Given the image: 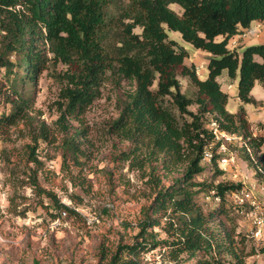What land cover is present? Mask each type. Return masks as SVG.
I'll return each instance as SVG.
<instances>
[{"label": "trees", "instance_id": "trees-1", "mask_svg": "<svg viewBox=\"0 0 264 264\" xmlns=\"http://www.w3.org/2000/svg\"><path fill=\"white\" fill-rule=\"evenodd\" d=\"M119 1L122 6L113 14L115 0H0V69L6 71L11 94L6 97L10 113L0 117V134L19 125L31 128L34 143L27 145L26 159L33 166L32 185L50 200L55 219L79 216L39 185L43 163L37 150L50 133L45 124L35 129L29 89L46 68L47 51L68 67L59 75L63 87L57 124L65 134L63 163L81 166L87 140L83 117L101 96L103 84L114 83L125 91L119 98L120 115L109 132L129 143L118 157L143 173L152 191L134 243L120 245L112 254L102 250L100 264H142V256L158 248H165L169 264H219L222 254L246 264L235 241L241 235L226 221L233 214L226 198L243 185L201 183L197 177L205 172L204 155L214 144L210 125L215 121L222 131L248 140L258 163L243 147L244 161L264 184V138H253L247 131L243 107L238 114L227 110L230 97L219 82L224 73L238 79L237 98L243 105L258 104L252 91L256 84H264V44L233 50L229 44L240 29L264 24V0ZM172 5H178L182 14ZM168 31L180 33L184 42L209 55L204 80L195 65H186L189 52L170 40ZM178 68L194 86L195 98L183 93ZM194 105L196 112L189 109ZM218 147L212 148L214 164L223 156ZM202 192L213 193L221 204L205 210L197 202ZM157 228L168 238L159 239Z\"/></svg>", "mask_w": 264, "mask_h": 264}, {"label": "rangeland", "instance_id": "rangeland-1", "mask_svg": "<svg viewBox=\"0 0 264 264\" xmlns=\"http://www.w3.org/2000/svg\"><path fill=\"white\" fill-rule=\"evenodd\" d=\"M124 1L128 3L130 0ZM122 3L115 0L111 12L117 14ZM171 9L182 14L178 5H172ZM136 32L140 34L141 30ZM167 33L170 40L178 42L189 52L186 65H195L198 76L204 80L209 56L184 42L180 33ZM258 44H264V24L256 23L249 30L240 29L239 34L230 40L229 48ZM1 47L0 35V51ZM47 57L46 68L38 76L36 85L29 89L34 97L32 116L37 119L35 129L45 124L50 133L47 140L39 141L37 154L43 166L38 182L43 190L54 193L79 216L63 214L55 219L57 212L50 200L40 196L32 185L33 166L26 159L27 145L34 143L31 128L19 125L0 134V264H100L102 250L108 249L107 252L112 254L118 246L134 243L142 209L150 204L151 185L143 173L130 168L129 163L118 157L129 143L120 142L110 134L109 127L120 115L122 105L119 98H124L125 89H118L110 81L103 84L101 96L83 117L87 140L83 144L85 156L81 159V166L73 161L63 163L62 139L65 134L57 124L63 87V78L59 75H64L68 67L58 64L48 51ZM177 77L183 93L195 98V88L190 79L182 75L180 68ZM219 81L222 90L230 97L227 110L238 114L243 107L247 131L253 138H264V84H256L252 91L258 104L243 105L236 95L238 79L233 81L226 74ZM9 85L6 71L0 69V117L10 113L6 100L11 95ZM128 89L126 86V91ZM189 109L196 112L198 107L194 105ZM229 150L235 157L231 164L203 162L205 172L197 177V181L213 185L242 184L244 188L255 186V201L264 209L261 187L264 184L256 178V170L244 161L242 143L230 145ZM82 181L86 182L85 185L81 184ZM197 202L207 211L221 204L213 193L207 192L200 193ZM226 203L233 211L226 218L229 228L235 227L236 234L241 235L235 238L239 255L246 264H264V241L249 238L252 224L247 214H250L251 207L240 208L237 199L231 196L226 198ZM156 231L160 234L159 239L168 238L160 228ZM164 253L165 248L150 251L142 256V264H169ZM218 259L219 264L237 263L229 254H222Z\"/></svg>", "mask_w": 264, "mask_h": 264}, {"label": "built area", "instance_id": "built-area-1", "mask_svg": "<svg viewBox=\"0 0 264 264\" xmlns=\"http://www.w3.org/2000/svg\"><path fill=\"white\" fill-rule=\"evenodd\" d=\"M210 129L213 132L215 140L211 148L206 151L204 155V162L212 163L214 157L212 148L213 146L218 144L219 147L217 153L221 155H228L225 158H221L219 161L222 162L223 166L231 164V162L235 160V157L233 154L231 155L229 146L234 143H242L243 147L250 154L253 163L257 165V158L253 155L252 150L248 145V140L244 139L243 137L222 131L218 125V122L215 121L211 123ZM257 168L263 173V171L258 166ZM244 186L245 185H243L242 189L239 192L233 193L232 197H235L237 199V205L240 208H244L246 205H249L251 207L250 214H247L252 224L249 238H251L252 240L264 241V209L261 208V205H259L255 201L253 191L255 186H252L251 188H244ZM261 187L264 190V186L262 185Z\"/></svg>", "mask_w": 264, "mask_h": 264}, {"label": "crops", "instance_id": "crops-1", "mask_svg": "<svg viewBox=\"0 0 264 264\" xmlns=\"http://www.w3.org/2000/svg\"><path fill=\"white\" fill-rule=\"evenodd\" d=\"M206 54V53H205ZM205 56H209L208 54H206ZM208 62H209V60L207 61V65H208ZM207 65H206V69H207ZM197 70H198V68H197ZM205 72H206V74L208 75V70L206 71L205 70ZM207 75H206V77H207ZM224 75H226V73L225 74H223L221 77H223ZM205 77V78H206ZM221 77L219 78V80L221 79ZM202 78V77H201ZM220 82V81H219Z\"/></svg>", "mask_w": 264, "mask_h": 264}]
</instances>
